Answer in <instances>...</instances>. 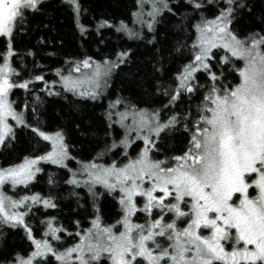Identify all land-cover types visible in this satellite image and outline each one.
<instances>
[{"label":"snow or ice","instance_id":"snow-or-ice-1","mask_svg":"<svg viewBox=\"0 0 264 264\" xmlns=\"http://www.w3.org/2000/svg\"><path fill=\"white\" fill-rule=\"evenodd\" d=\"M175 3L174 9L172 0H139V11L132 15L141 29L146 26L153 33L148 42L155 44L156 25L161 23L158 18L165 12L176 16L182 7L190 6L192 15L182 18L189 23H179L177 32L194 28L192 60L177 73L175 85L155 84L156 94L167 98L163 103L153 100L154 104L160 103L159 107H140L120 97L110 104L103 147L92 161H77L80 167L73 171L67 164L74 157L64 132L48 134L33 126L10 100L14 89L29 92L36 82L43 84L41 91L59 95L48 89L43 75L13 79L21 76L12 62L17 56L15 37L26 34L31 19L44 13L50 2L0 0V38L6 41L5 51L0 52V148L10 147L16 140L15 127L30 129L51 143V151L44 155L0 168V228H23L34 246L26 257L0 253V264H52L53 259L56 264H264V0H259L258 15L253 0ZM209 4L219 8V14L214 19L201 15L198 22L190 23L196 19L195 13H202ZM60 5L72 11L76 27L85 37L89 29L81 18L89 8L82 0H60ZM146 7L150 8L147 20ZM245 15L254 26L241 30L240 20ZM102 28H115L130 39H147L124 21L116 25L101 19L97 33ZM187 46V39H178L175 52L183 55ZM128 61V52L118 53L114 62L94 63L89 57L71 62L67 74L57 70L56 75L65 92L95 100L101 95L99 89L108 86L113 70ZM155 70L165 71L162 63ZM200 72L206 76L204 83L197 76ZM85 84L89 87L84 88ZM121 105L122 111H113ZM24 107L27 110V103ZM36 108L34 104L31 111L39 121ZM117 127L123 130L119 139ZM176 132L185 134L184 150L160 159L161 145ZM136 141H142L143 147L137 145L139 151L133 157L129 150ZM110 153L124 159L98 163ZM41 161L68 170L70 175L63 182L71 186L78 209L87 211L91 200L94 218L90 228L73 233L54 227L49 219L41 221L45 225L44 238H34L25 218L37 206L58 209L57 198L50 193L48 197L34 194L13 199L2 189L6 184L13 189L28 187L41 171L37 167ZM48 183L54 188L59 181L50 175ZM80 188L86 189L87 198L76 191ZM105 194L117 199L119 205L112 224L104 223L99 206ZM140 213L143 223L133 219H140ZM76 227L80 229V221H76ZM60 233L79 237V241L60 251L47 239L59 244ZM5 235L0 231V238Z\"/></svg>","mask_w":264,"mask_h":264},{"label":"trees","instance_id":"trees-1","mask_svg":"<svg viewBox=\"0 0 264 264\" xmlns=\"http://www.w3.org/2000/svg\"><path fill=\"white\" fill-rule=\"evenodd\" d=\"M49 2L50 6L45 9L44 13L37 14L31 19L27 33L15 37L14 49L17 56L12 58V62L13 67L22 73L20 77H13V79L28 80L34 78L35 75H43L48 82V89L59 95H49L47 91H41L43 84L36 82L30 85L31 91L29 92L19 88L14 89L11 98L15 101L17 110L23 112L26 120L33 126H38L45 132H56L57 130L64 132L66 143L70 146V153L74 157L67 161V164L73 171H77L80 167L77 161L85 163L92 161L103 147L104 129L108 124L106 113L109 105L114 103L118 97L131 99L140 107H159L160 103L166 102V97L156 94L155 84L175 85L177 73L183 65L192 60L191 42L195 39L194 28H188L186 33L177 32L179 23H189L187 20L182 21V18L192 15V9L185 5L176 16L165 12L159 18L161 23L156 25V43L153 44L148 42L149 39H153V33H146L147 39L145 40H137L130 39L122 32L117 33L115 28H102L99 33L96 31V25L101 19H107L116 25L120 21H124L127 25L132 23L135 18L132 13L138 11L139 0H82V3L89 8V13L81 18V23L89 29L85 37L80 35L73 13L67 6L60 5V0H49ZM253 2L257 4L258 15L259 0H253ZM172 6L175 9V0H172ZM218 14L219 8L209 4L202 13H195L196 19L190 23L198 22L201 15L207 19H213ZM253 26V21L249 16L245 15L241 18L239 25L241 30H247ZM178 39L188 40V46L183 49V55L175 52ZM5 49L6 41L0 38V52ZM28 52L34 55H27ZM120 52H128L129 61L115 70L106 94L98 100L73 95L71 92H65L63 87H55L51 84L56 78L54 72L61 70L67 73L71 62H79L89 57L94 63L108 59L116 61L117 54ZM161 63L165 70L163 73L155 70L161 66ZM197 76L200 78V83H204L205 74L200 72ZM232 76L238 80V75L233 73ZM37 96L40 98L39 101L36 100ZM153 100L160 103L154 104ZM25 103L28 106L27 110L24 107ZM34 104L37 105L36 114L39 115V121L31 111ZM183 108L184 106L181 105V110ZM116 110L122 111L123 106L113 109V111ZM116 132L119 134L117 136L119 139L123 130L117 127ZM16 133L17 138L11 146L0 149V161L3 167L20 163L25 158L38 156L42 151H39L40 148H37V145L41 143L45 145L42 138L30 129L20 128ZM184 136V133L176 132L168 137L161 145L162 151L158 154L159 158L163 159L173 153L181 154L187 142ZM137 145L143 147L142 141H136L129 150L133 157L139 151ZM123 159L117 153H110L98 163L110 164L113 160L119 162ZM44 168L30 188L24 191L41 192L47 197L51 193L57 198L59 208L45 210L41 206L32 211L40 213L43 217L42 221L51 219L54 227H63L73 233L90 228L91 220L94 218L91 200L88 199L87 211L83 208L78 209L76 197L71 195V186L63 182L70 175L68 170L55 166ZM50 175L59 181L54 188L48 183ZM97 190L103 191L99 186ZM76 191L80 196L87 198L86 189L80 188ZM116 195L118 197V193ZM99 206L102 209L103 220L114 222L112 219L117 218L119 211L117 199L105 194L99 201ZM32 218L33 215L30 214L25 219L33 229L34 238L40 240L44 238L41 234L45 225ZM76 221L81 222L80 229H77ZM41 229L42 233L40 237H37ZM0 231L6 233L3 238H0V253L4 255L19 253L26 257L34 250L23 228L2 227ZM60 235L67 242H75L73 238H77L65 233H60ZM47 239L52 242L50 237Z\"/></svg>","mask_w":264,"mask_h":264},{"label":"rangeland","instance_id":"rangeland-1","mask_svg":"<svg viewBox=\"0 0 264 264\" xmlns=\"http://www.w3.org/2000/svg\"><path fill=\"white\" fill-rule=\"evenodd\" d=\"M149 10H150V8H148V7L145 8V16H144V19H145V20L149 19V18L147 17V15H146L147 11H149ZM138 11H139V9H138ZM159 18H160V17H159ZM159 18H158V19H159ZM214 18H215V17H214ZM214 18H213V19H214ZM128 27H129V28H133V29H135L136 31H142L144 35H145L146 33H149L148 30H147V28H146V26L143 27V29H141V25H140L139 23L136 22V19H135V18L133 19V22L130 23V24L128 25ZM134 39H135V38H134ZM137 40H139V39H137ZM108 61H113V60L108 59ZM103 62H104V61H98V62H95V63H103ZM113 62H114V61H113ZM238 65H239V66H242V62H239ZM115 70H116V69L113 70V73H112L111 77L108 79V85H109V83L112 81L113 74H114ZM19 72L22 73L21 71H19ZM56 72H57V71L54 72L55 75H56ZM65 74H67V73H65ZM73 75H74V76H77V75H79V74H77V73H73ZM238 79H239V78H238ZM51 84L54 85L55 87H56V86H60V87H62V82H61L60 78H59L57 75H56V78L52 81ZM83 87H84V88H88L89 85H88V84H85V85H83ZM107 88H108V86H107V87H101V88L99 89V91L101 92V95H100L97 99H95V100H98V99L101 98L103 95H105L106 92H107ZM77 96H79V95H77ZM79 97H80V96H79ZM84 98H87V97H84ZM10 100L13 101L12 98H11V96H10ZM13 102H14V107H15L16 110H17L16 103H15V101H13ZM17 111H18V110H17ZM25 119H26V118H25ZM9 123L15 125V122H14V121H11V120H10ZM18 129H20V127H15V131H17ZM41 130H42V129H41ZM46 133H48V134H54L55 132H46ZM42 141H44V140L42 139ZM44 142H45V145H44V143H41V144H38V145H37V148H40L39 151H42V152L39 153L38 156L44 155V154H46L48 151H51V143L48 142V141H44ZM46 143H47V144H46ZM0 149H1V148H0ZM38 156H36V157H38ZM36 157H32V158H36ZM32 158H29V159H32ZM23 162H24V161H22V162H20V163H17V164H21V163H23ZM112 162H113V161H112ZM101 163H103V162H101ZM17 164H13V165L8 166V167H12V166H15V165H17ZM105 164H107V163H105ZM45 166H55V167H57L56 165H53V164H51V163L41 161V162L37 165V167H39V168L41 169V171H40L39 173L36 174V177H37V175H39L40 173H42V172L44 171V169H45L44 167H45ZM0 168H6V167H3V166L1 165V161H0ZM34 181H35V180H34ZM34 181L30 182L29 185H28V187H24L23 185H20V186H17L15 189H13L12 186H11L10 184H6V185L3 187L2 190L4 191L5 195H7V196H9V197H11V198H13V199H20L22 196H25V195H29V196H30V195H34V194H39V195L42 196V197H47L46 195L42 194L41 192H31V191L25 192V191H24V189H28V188H30V185H31ZM118 195H119V194H118ZM137 199H140V198H137ZM41 206H42V205H41ZM41 206H37V207H41ZM35 208H36V207H34L33 209H35ZM33 209H32V210H33ZM18 211H24V209H18ZM32 213H34V215H33ZM32 213H30V214L33 215V218H32V219H33L34 221H35V220H38L39 222L42 221L43 217H42V215H40V213H37V212H34V211H32ZM29 216H30V215H29ZM138 216L140 217V219L137 220V218L134 217V218H133L134 221L139 222V223H143V214L140 213V214H138ZM26 218H27V217H26ZM115 219H117V218L112 219V221L115 222V221H116ZM103 221H104V220H103ZM114 222H112V223H114ZM104 223H105V224H112V223H110V222H105V221H104ZM75 224H76V223H75ZM80 226H81V222H80ZM38 233H39V234H37V235H38L37 237H40V233H42V229L39 230ZM81 234H84V232L81 233ZM41 235H43V233H42ZM73 239L75 240V242H71V241L67 242V241L65 240V238L62 237V241H61L59 244H58L56 241H52L51 243L53 244V246L57 247L60 251H63L64 247H69V246H71L72 244H74V243H76V242L79 241V237H77V238H73ZM49 240H50V239H49ZM52 264H56V261H55L54 259L52 260Z\"/></svg>","mask_w":264,"mask_h":264}]
</instances>
